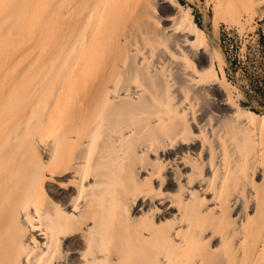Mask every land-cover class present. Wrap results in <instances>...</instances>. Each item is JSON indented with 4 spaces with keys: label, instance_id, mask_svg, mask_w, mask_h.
Here are the masks:
<instances>
[{
    "label": "bare ground",
    "instance_id": "bare-ground-1",
    "mask_svg": "<svg viewBox=\"0 0 264 264\" xmlns=\"http://www.w3.org/2000/svg\"><path fill=\"white\" fill-rule=\"evenodd\" d=\"M208 1L210 30L178 0H0V264H264V111L216 39L264 8Z\"/></svg>",
    "mask_w": 264,
    "mask_h": 264
},
{
    "label": "rangeland",
    "instance_id": "rangeland-1",
    "mask_svg": "<svg viewBox=\"0 0 264 264\" xmlns=\"http://www.w3.org/2000/svg\"><path fill=\"white\" fill-rule=\"evenodd\" d=\"M158 1L160 3L161 0H156L157 4ZM260 1V7L264 8V0ZM178 2L190 7L193 19L199 26L211 29L212 5L208 0ZM251 19L247 20V16L243 14L240 16L245 29L235 23L229 24L220 20L216 39L218 50L221 56H224V66L219 72L239 105L263 113L264 10L260 8ZM148 208L149 206H146V210Z\"/></svg>",
    "mask_w": 264,
    "mask_h": 264
},
{
    "label": "trees",
    "instance_id": "trees-1",
    "mask_svg": "<svg viewBox=\"0 0 264 264\" xmlns=\"http://www.w3.org/2000/svg\"><path fill=\"white\" fill-rule=\"evenodd\" d=\"M195 23L198 25V23L196 22V20L194 19ZM199 26V25H198ZM253 110V109H252Z\"/></svg>",
    "mask_w": 264,
    "mask_h": 264
}]
</instances>
